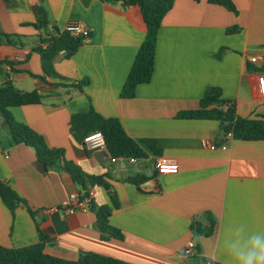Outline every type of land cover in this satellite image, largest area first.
<instances>
[{
    "label": "crops",
    "instance_id": "crops-1",
    "mask_svg": "<svg viewBox=\"0 0 264 264\" xmlns=\"http://www.w3.org/2000/svg\"><path fill=\"white\" fill-rule=\"evenodd\" d=\"M230 1L235 13L208 0H174L157 33L150 82L123 99L121 90L146 35L138 7L113 0H0V35L11 41L0 45V89L10 84L41 96L38 104L8 111L49 148L62 150L63 160L109 187H83L62 160L47 170L35 150L14 143L7 130L0 134V189L2 183L9 186L26 205L10 211L0 199L1 247L35 245L42 234L45 254L67 261L94 254L128 264H229L217 249L228 229L241 223L264 228V140L225 139L218 120L179 117L199 109L206 89L217 88L235 118L264 123V100L251 78L255 71L264 74V65L246 60L264 49V0ZM70 22L89 29L90 36L71 57L58 53L52 61L55 76L45 75L36 48ZM90 110L118 120L145 159H112L107 151L110 161L96 159L97 150H88L70 130L72 116ZM0 128H6L1 115ZM145 140L155 142L157 153L140 143ZM159 157L175 160L177 173L157 176ZM89 189L95 193L89 210L68 217L45 212L71 205V195ZM105 206L111 209L108 224L122 240L105 238L99 230L97 211ZM190 240L196 251L185 257L182 249Z\"/></svg>",
    "mask_w": 264,
    "mask_h": 264
},
{
    "label": "trees",
    "instance_id": "trees-1",
    "mask_svg": "<svg viewBox=\"0 0 264 264\" xmlns=\"http://www.w3.org/2000/svg\"><path fill=\"white\" fill-rule=\"evenodd\" d=\"M113 1L122 2L125 6L138 7L146 26L145 38L138 49L120 93L121 98L131 99L135 95L136 87L149 83L152 78L157 33L163 18L173 7L174 0ZM208 2L223 6L233 13L236 12L230 0H208ZM43 25H45L44 20L41 26ZM83 42L84 40L82 38L73 37L65 32L50 35L42 40L40 46L36 48V51L41 56L43 73L45 75L55 76L52 67L54 57L60 52H63L66 58L71 57L82 46ZM1 44H11L10 37L0 35ZM40 80L42 82L44 81L42 77H40ZM87 83L85 81L81 85ZM76 87L80 89V86ZM219 94L220 91L217 88L206 89L200 101L199 109L183 112L179 117L183 119L218 120L224 124H222L224 133L230 132L236 139L244 141L264 140V123L256 120L235 118L233 106L228 102L220 101ZM40 101L41 96L36 91L20 93L10 84H6L0 89V115L13 142L16 144L23 143L32 147L35 150L36 159L47 170L53 168L57 161L62 160L71 178L82 184L83 187L86 184L91 186L97 185L108 190V185L101 178L86 176L75 164L63 160L62 150L49 148L42 137L27 126L17 123L8 111L10 107L38 104ZM217 104H219L218 108H215ZM70 130L77 141H82L91 132H101L105 140L106 151L112 159L134 158L136 160H142L146 157L140 144L127 136L118 120L103 118L93 110H90L86 114L72 116ZM140 143L154 153H157L155 150V142L145 140ZM0 199L10 211H13L18 204L26 205L25 201L20 199L9 186L3 183L0 189ZM110 199L112 207L117 208L118 203L113 193H110ZM110 212L111 209L109 207L99 208L97 211L98 228L105 238L122 240L123 236L121 233L108 224ZM213 225L214 223L212 221L206 234L212 231ZM46 242L47 238L40 234L39 242L35 245L21 248H4L0 246V264H128L94 254H84L74 261L63 260L45 254L44 247Z\"/></svg>",
    "mask_w": 264,
    "mask_h": 264
},
{
    "label": "built area",
    "instance_id": "built-area-1",
    "mask_svg": "<svg viewBox=\"0 0 264 264\" xmlns=\"http://www.w3.org/2000/svg\"><path fill=\"white\" fill-rule=\"evenodd\" d=\"M64 32L73 36V37H80L83 40L90 36V30L81 26L78 23L70 22L68 23L65 28ZM246 60L251 65H264V49H261L257 52L247 54ZM7 69L10 68L9 65L6 66ZM252 87L256 94V96L264 100V74L255 71L252 73ZM224 138L229 139L232 138V134L226 133ZM84 146L88 150H104L106 151L105 140L101 132L95 131L87 134L82 140ZM203 145L210 149H216V146L213 144H209L204 142ZM221 149H225V146H220ZM130 162L135 163L137 162L136 159L130 158ZM155 173L157 176L161 175H173L176 174L178 171V164L175 160L165 157H159L154 165ZM95 193L92 189H89L87 192L83 193L80 196L71 195L70 200L72 202L71 205L66 207H58V208H51L45 210L47 213L57 212L60 213L63 217H68L75 214L78 211H87L89 210L90 203L94 200ZM196 251V246L193 240L188 241L182 249V255L185 257L194 255ZM201 264H213L211 260H205Z\"/></svg>",
    "mask_w": 264,
    "mask_h": 264
},
{
    "label": "clouds",
    "instance_id": "clouds-1",
    "mask_svg": "<svg viewBox=\"0 0 264 264\" xmlns=\"http://www.w3.org/2000/svg\"><path fill=\"white\" fill-rule=\"evenodd\" d=\"M217 249L229 264H264V228L251 230L238 224L221 237Z\"/></svg>",
    "mask_w": 264,
    "mask_h": 264
},
{
    "label": "water",
    "instance_id": "water-1",
    "mask_svg": "<svg viewBox=\"0 0 264 264\" xmlns=\"http://www.w3.org/2000/svg\"><path fill=\"white\" fill-rule=\"evenodd\" d=\"M94 157L96 159H105L104 161H110L111 159L108 157V154L106 151H95L94 152ZM201 219V218H200Z\"/></svg>",
    "mask_w": 264,
    "mask_h": 264
},
{
    "label": "rangeland",
    "instance_id": "rangeland-1",
    "mask_svg": "<svg viewBox=\"0 0 264 264\" xmlns=\"http://www.w3.org/2000/svg\"><path fill=\"white\" fill-rule=\"evenodd\" d=\"M2 129V130H1ZM4 133L5 134H7L8 132H7V129L5 128V129H3V128H0V134L1 135H4Z\"/></svg>",
    "mask_w": 264,
    "mask_h": 264
}]
</instances>
